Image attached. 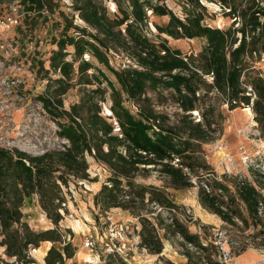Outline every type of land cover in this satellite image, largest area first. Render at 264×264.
Returning a JSON list of instances; mask_svg holds the SVG:
<instances>
[{"label":"trees","instance_id":"obj_1","mask_svg":"<svg viewBox=\"0 0 264 264\" xmlns=\"http://www.w3.org/2000/svg\"><path fill=\"white\" fill-rule=\"evenodd\" d=\"M14 1H18L22 11L25 10L24 20L17 27L25 36L33 31L37 18L47 20L56 8L53 0H0V6L7 7ZM113 1L121 15L116 18L107 15L102 0H70L71 9L87 26L74 24L73 14L69 17L59 12L63 28L58 38L52 40L57 48L51 52L48 66L44 68V63L39 60L32 62L38 66L37 73L43 72L41 78L46 81L39 101L59 128L57 134L66 142L38 155L0 147V264H29L32 262L30 247L38 248L42 241L56 242L59 239L56 227L44 231L31 229L23 219L22 206L33 196L37 197L40 208L57 226L62 218L60 209L66 210L62 207L65 202L62 186H67L68 176L77 180L89 179L86 153L109 169L107 180L93 196L94 205L104 211L120 207L138 217L141 224L140 244L148 252H161L163 242L159 231L163 229L173 235H181L190 264H219L211 262L209 256L205 261L203 256H194L196 262H192L193 254L188 244L198 247L197 235L186 231L176 218H163L159 211L151 220L143 213L145 199L147 203L162 208L172 209L175 204L157 187L134 182L141 166L160 165V171L169 177L174 188L190 187L191 179L183 168L194 169L188 162L192 158V149L196 143L207 141L206 130L210 126L206 120L205 127L199 121L182 122V125L165 124L164 115L154 110L148 91L162 93L171 89L179 108L185 112L192 111L201 98L197 91L199 84L204 82L202 76L212 72L213 82L209 87L215 88L224 97L230 109L241 103L249 104L251 97L245 93L247 86L251 88L255 120L264 129V78L246 65V57L254 54L260 57L264 52V0H217L227 10L225 13L238 22V27L227 29L202 23L205 7L200 0H177L183 3V20L164 4L165 0ZM147 10L157 16H168L165 25L155 24L159 33L173 38H203L205 43L199 54L184 60L179 50H172L165 40L153 42L144 32L149 17ZM124 23L122 32L120 26ZM71 29L78 34L68 33ZM67 46L73 47L71 60L67 59L70 54ZM111 51L124 53L140 68L129 64L122 69L113 68L108 58ZM85 53L115 76L118 88L101 69L88 73L93 66L83 59ZM75 63L77 66H74ZM50 71L58 72L59 77L52 78ZM77 85L81 92L78 101L71 103L69 109L64 108L62 96ZM108 89L110 111L119 124L121 136L113 133L114 126L109 121L112 116L101 114V103L105 102ZM125 100H131L136 105V114L124 106ZM183 123H187L188 128ZM175 158L179 162L177 166L172 163ZM198 181L199 201L204 204L209 202L215 209H223L222 205H227L222 200L224 193L229 191L226 185L209 179ZM234 185L236 194L229 192V201L241 200L247 208L248 217L258 219V205L264 196L246 179ZM124 186L129 190H124ZM217 190L219 193L215 192ZM230 213L226 216L228 219L233 215L243 223L247 222L239 210ZM169 218L171 222H166ZM73 252L69 242L62 250L52 246L44 262L64 264L65 258H71ZM116 259L117 262H113L109 258L105 264H125L120 257Z\"/></svg>","mask_w":264,"mask_h":264},{"label":"rangeland","instance_id":"obj_2","mask_svg":"<svg viewBox=\"0 0 264 264\" xmlns=\"http://www.w3.org/2000/svg\"><path fill=\"white\" fill-rule=\"evenodd\" d=\"M53 3L56 5L54 13L47 20L37 18L35 28L27 36L17 29L19 24L0 33V147L18 149L30 155L41 154L47 149L56 148L62 142H66L65 138L57 134L59 128L43 110L39 101V96L45 91L46 81L41 78L43 72L37 73L38 66L35 63L33 65L32 62L39 60L44 63V68L48 66V58L57 48L52 40L58 38L63 28V18L59 12L68 14L69 17L73 14L74 24L80 27L87 26L71 9L70 0H53ZM200 3L205 7L202 23L220 29L239 26L234 18H230L225 13L227 10L217 0H200ZM102 4L110 18L121 16L113 0H102ZM164 4L177 17L184 19L182 2L165 0ZM18 10H21L20 6L16 4L14 6V3L7 7L0 6V13L11 11L12 14H18ZM147 16L149 17L144 32L153 42L165 40L172 50H179L184 60L199 54L205 43L203 38H173L165 33H159L155 24L165 25L168 22V16H157L150 10H147ZM20 19L22 21L24 17ZM125 25L124 23L120 26L122 32ZM68 33L78 34L73 29ZM235 36L238 38L239 34ZM66 50L70 53L67 59L71 60L73 47L67 46ZM108 58L110 65L115 69H122L128 64L140 68L135 61L121 52L111 51ZM83 59L91 62L93 66L88 70L89 74L101 69L118 88L115 76L104 65L87 53L83 55ZM195 62L198 63V61ZM246 65L264 78V52L260 57L255 54L252 57H246ZM74 66H77V63ZM49 75L54 79L59 77L58 72L50 71ZM202 78L204 82L199 84L197 91L201 98L192 111L185 112L179 108L176 97L171 94V89H166L162 93L148 91L154 110L164 115L165 124L182 125V122L199 121L205 127L206 120L210 126L207 130L205 129L207 141L196 143L192 149L194 150L192 158L188 162L194 169L191 171L188 167L183 168L191 179L190 187L174 188L169 177L160 171V165H147L145 168L141 166L134 182L157 187L168 200L175 204L172 209L162 208L157 204L147 203L145 199L146 208L143 213L153 220L160 211L163 218L170 216L176 218L186 231L197 235L199 246L188 244L193 254L192 262H196L199 256H203L202 260L205 261L209 256L211 262H219V264H264V215H261L264 213V199H261L258 205L260 211L256 220L248 217L247 208L241 200L236 199L235 202H230L228 199L229 192L236 194L235 182L242 179L250 181L264 196V129L255 120L252 110L254 94L247 86L245 94L251 97L249 104L241 103L230 109L224 97L218 94L215 88L209 87L213 82L212 72L203 75ZM243 79L244 76L241 77V80ZM78 88V85L73 86L62 96L64 108L69 109L71 103L78 101L81 95ZM109 92L108 89L106 100L101 103V114L112 116L109 121L114 126L113 133L121 136L119 124L110 111ZM123 103L131 113L136 114L137 107L131 100H125ZM183 124L188 128L187 123ZM122 152L125 153L123 150ZM86 158L89 163V179L77 180L68 176L67 186H62V195L65 198L62 207L66 210L60 209L62 218L57 226L40 208L37 197L33 196L30 202L26 201L22 206L23 219L31 229L44 231L56 227L59 235L56 242L42 241L38 248L30 247L29 255L32 262L29 264H45L44 257L49 248L54 246L62 250L67 242L71 244L74 252L71 258H65L64 264H88L87 259L90 255L93 256L95 251L99 253L103 251L105 231L109 222L119 224L127 219L137 226L135 235H138V238L135 239L134 264H190L185 255L187 247L181 235L160 230L163 248L160 253H150L140 244L141 224L138 217L120 207H111L104 211L94 205L93 196L107 180L109 169L96 162L87 153ZM172 163L177 166L178 159L175 158ZM199 179L215 180L228 187V193L222 196L223 202L227 203L222 205L223 209L218 207L215 209L209 205V202L204 204L199 201ZM204 182L207 183V181ZM208 188L211 187L208 185ZM123 189L129 190L126 186ZM215 192L219 193V190ZM147 196L146 193L145 197ZM237 210L247 218L246 223L233 215H231L232 218H227L230 212ZM166 222H171V219H167ZM89 235L95 238L94 251L84 247L86 237ZM117 257V255L101 256V264H105L109 258L117 262ZM120 259L128 264L122 258Z\"/></svg>","mask_w":264,"mask_h":264},{"label":"built area","instance_id":"obj_3","mask_svg":"<svg viewBox=\"0 0 264 264\" xmlns=\"http://www.w3.org/2000/svg\"><path fill=\"white\" fill-rule=\"evenodd\" d=\"M12 3H14V6L15 4L20 6L21 10H18V14H12L11 11L0 13V33H3L12 26L14 27L20 24V17H23L25 14L18 1H14ZM13 9L16 10L15 7H13ZM136 227L137 226H135L133 222L128 219L119 224L110 221L105 231L103 251L100 253L95 251L92 258L88 260L87 263L101 264V256L105 257L106 255H117L128 264H134L135 260L133 258V254L136 247L135 239L138 238V235H135V231L137 229ZM95 243V238L92 235H89L86 237L84 247L88 248L90 251H94L96 245Z\"/></svg>","mask_w":264,"mask_h":264},{"label":"bare ground","instance_id":"obj_4","mask_svg":"<svg viewBox=\"0 0 264 264\" xmlns=\"http://www.w3.org/2000/svg\"><path fill=\"white\" fill-rule=\"evenodd\" d=\"M91 258H92V256L90 255L89 258L87 259V261L90 260Z\"/></svg>","mask_w":264,"mask_h":264}]
</instances>
